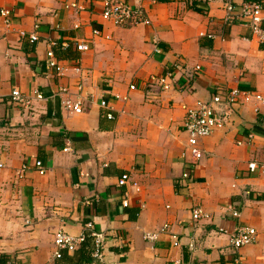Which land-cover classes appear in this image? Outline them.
I'll use <instances>...</instances> for the list:
<instances>
[{"label": "crops", "instance_id": "1", "mask_svg": "<svg viewBox=\"0 0 264 264\" xmlns=\"http://www.w3.org/2000/svg\"><path fill=\"white\" fill-rule=\"evenodd\" d=\"M119 1L142 6L150 23L114 25L101 17L104 0H0L11 11L10 25L0 17V264H72L64 254L73 252L55 258L53 235L63 229L78 237L88 222L103 235V249L86 264H237V257L264 264V175L247 171L250 160H264V108L216 105L225 123L200 140L203 157L187 179L180 158L184 105L210 100L217 85L264 95V42L246 23L225 19L228 1L238 11L255 0H200L202 12L189 7L191 0ZM70 2L81 8L65 7ZM80 40L88 50L76 49ZM63 43L69 46L61 49ZM50 48L62 74L45 70ZM168 71L167 88L150 82ZM77 83L82 112L71 113L51 93L68 85L77 95ZM14 88L30 96L37 89L45 98L16 105ZM103 99L114 119L105 116ZM23 164L28 168L18 177ZM123 173L140 189L118 186ZM196 205L210 217L194 221ZM164 224L170 229L157 240L143 238ZM240 224L253 226L257 238L236 251L219 229Z\"/></svg>", "mask_w": 264, "mask_h": 264}, {"label": "built area", "instance_id": "2", "mask_svg": "<svg viewBox=\"0 0 264 264\" xmlns=\"http://www.w3.org/2000/svg\"><path fill=\"white\" fill-rule=\"evenodd\" d=\"M264 0H255V1H245L240 4L239 10L235 11V4L231 1H228L225 4L226 17L225 19L228 22H232L235 18L239 19L248 25L251 30L252 37L256 39L259 43L264 42V27L263 23V9H264ZM67 8H81L77 5L76 2H70L65 5ZM11 14L10 9L0 8V17H2L3 22L6 26L10 25L9 16ZM101 17L110 21L116 26L127 27L130 25L143 23L148 25L150 23L149 18L145 15L144 8L142 6L132 7L128 3L119 1V0H104V7L101 12ZM75 28L78 25H74ZM93 34L96 36H101V31L94 28L92 30ZM20 36H24V31H19ZM207 37L213 38L214 35L209 33L206 34ZM106 38H109V35H105ZM30 41L34 42L38 39L36 33H31L28 35ZM247 39V38H245ZM69 46V43L61 44V48L65 49ZM78 51H85L89 49L86 41L80 40L76 42L75 45ZM155 51L159 52L160 49L155 47ZM45 70L54 71L57 74H62L64 68L60 65L59 60L56 58L52 48L48 49L46 52V60L44 63ZM198 68V67H197ZM75 70L79 71L78 67H75ZM173 78V72L168 71L165 76H151L149 78L150 82L158 83L162 88H167L169 86L168 79ZM74 88L78 91L77 95H72L70 93L71 87L68 85L61 86L57 91L52 92L53 95L62 96L61 105L62 107L71 112V113H81L82 112V99L80 92L82 86L80 83L74 85ZM134 84L130 85V89H135ZM215 92L208 101L199 100L193 105H184L185 110L184 120H183V130L186 133V143L183 150L180 153L181 161L184 164V171L181 174L183 179H187L190 176V170L201 160L203 157V150L200 146V140L204 137L212 134L216 129L223 127L226 117L225 113L220 114L217 111L216 105L224 103L226 106L236 105V104H253V111L255 113L260 112L261 108H264V95L255 90H248L243 88H231L229 90L223 89L220 85L215 87ZM11 101L20 106L29 107L32 104L33 99L41 100L45 98V95L35 89L32 92V96L22 93L19 89L14 88L11 90ZM122 100H127L126 96L121 97ZM100 106L103 108L109 107L107 101L104 99L100 101ZM110 108V107H109ZM123 112V111H121ZM108 119H114L115 115L110 108L105 115ZM248 143L253 139V134L250 133L247 136ZM237 144H242V141H238ZM262 150H264V145H262ZM64 151H69V147L63 148ZM34 166L40 174L46 172V168L40 160L34 162ZM28 168L27 164H23L21 168L16 172L18 177H23L26 169ZM247 171L253 174L264 175V160H250L247 163ZM118 186H127L132 185L136 187V190H139L140 187L137 186L135 181H131L128 173H123L117 181ZM236 185L233 184V187ZM122 205L127 206L128 202L126 199L122 200ZM230 215L232 217H239L240 210L234 206L230 210ZM191 216L194 221H199L201 219H208L210 214L205 211L200 205H196L191 210ZM170 229L169 224L162 225L159 229L154 231H145L143 238L147 241H155L158 236L167 232ZM220 232L228 233L229 235V244L230 246L238 251L245 245L255 242L257 238V231L253 226L240 224L234 228L231 232L228 229L221 227ZM91 238L92 245V257L96 260L101 258L102 249H103V235L92 230V224H85V230L83 233L74 237L71 234L65 232L63 229H58L53 235V243L55 246L54 256L55 258H61L62 251L66 250L73 252L78 245L86 238ZM173 239V244L178 245L179 239L175 234L171 233ZM241 258H236V263H241ZM7 264H17L13 261H9Z\"/></svg>", "mask_w": 264, "mask_h": 264}, {"label": "trees", "instance_id": "3", "mask_svg": "<svg viewBox=\"0 0 264 264\" xmlns=\"http://www.w3.org/2000/svg\"><path fill=\"white\" fill-rule=\"evenodd\" d=\"M191 1L192 2L189 4L190 8L198 12L204 11V8L198 5V4H204V1H200V0H191ZM62 256H63V251H62ZM64 257L67 259V261H69V263L72 264H86L92 262L93 260L97 261L92 257V245H91L90 237H86L73 251L72 255H67L65 253Z\"/></svg>", "mask_w": 264, "mask_h": 264}]
</instances>
